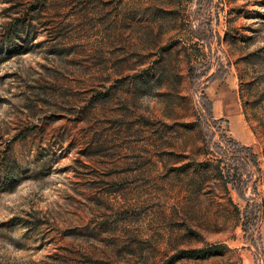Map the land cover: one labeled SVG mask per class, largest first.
I'll return each mask as SVG.
<instances>
[{
	"label": "rangeland",
	"instance_id": "rangeland-1",
	"mask_svg": "<svg viewBox=\"0 0 264 264\" xmlns=\"http://www.w3.org/2000/svg\"><path fill=\"white\" fill-rule=\"evenodd\" d=\"M0 264H264V0H0Z\"/></svg>",
	"mask_w": 264,
	"mask_h": 264
}]
</instances>
